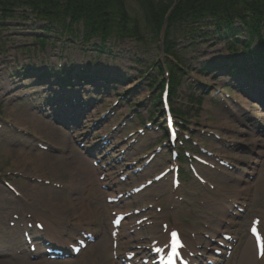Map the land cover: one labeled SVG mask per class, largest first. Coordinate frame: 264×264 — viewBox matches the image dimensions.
<instances>
[{
  "label": "rangeland",
  "instance_id": "1",
  "mask_svg": "<svg viewBox=\"0 0 264 264\" xmlns=\"http://www.w3.org/2000/svg\"><path fill=\"white\" fill-rule=\"evenodd\" d=\"M125 3L132 16L142 18L138 1L125 0ZM4 24L0 27V264H31L46 260L29 258L23 253L27 248L21 232L26 222L34 218L33 214L43 216L58 229V239H48L54 245L64 247V243L72 241L80 231L85 230L96 237L70 262L65 261L67 258L53 259L54 264H118L117 259H113L111 240L105 232V225L109 228L111 211L115 206L107 203L105 197L123 192L169 165L168 159L158 156L147 163L140 176L123 181L119 179L132 169L126 164L136 160L140 164L147 159L144 155L151 153L153 140L159 139L161 134L160 129L143 126L146 119H151L149 114L154 109L148 97L146 81L137 83L139 73L155 60L168 66L172 62L159 52L155 36L147 38L141 45L132 36L122 38L113 33L105 44L109 49L107 54L93 51L92 46L81 41L79 35L63 41L57 32H52L49 41L41 47L33 37L45 35L44 30L33 27L30 21L13 20ZM92 41L97 42L95 39ZM207 41H199L190 47L188 42H178L176 54L183 57L188 74L177 78V101L172 104L189 120L184 124L186 133L192 135V147L197 151L199 147H205L211 152V155H202L209 159L210 166L197 165L206 183L196 180L187 163H184L180 167L183 173L177 188L171 187L170 175H165L160 182L122 204L117 203L116 206L123 208L139 209L137 215L129 217L120 227L116 249L119 256L135 249V246L148 243L154 237L153 232L161 230V224L167 222L170 227L184 231L185 238L191 239L195 248H209L210 238L219 239L217 232L233 234L237 240L225 264H240L242 256L247 255L254 264H264V255L256 256L253 240L247 231L250 220L257 218L264 235V131L257 127L264 128V109L251 97L240 98L239 95L244 93L237 90L230 91L231 98L200 95L201 89L207 85L216 84L218 87L217 84L228 80L221 77V73H198L201 64L214 58L222 60L225 54L222 42ZM61 43H64L61 52L64 65L67 62L73 67L86 65L117 79L110 84L97 80V86L85 87L83 96L93 100V103L76 125L68 127L74 131L56 123L51 116H41L42 113L33 104L41 100L43 93L35 95V99L20 95L21 91L31 90V87L24 89L20 86L35 80L34 75H31L32 80L22 81L20 76L13 74L18 70L54 69ZM56 79L48 77L45 85L49 90L63 89ZM127 79L130 82L125 84ZM71 82L77 86L75 80ZM41 86L39 88L43 89L44 86ZM89 88L99 92H90ZM113 90L117 93L125 91L124 101L127 103L112 108ZM132 103H137V107H132ZM105 115L107 117L102 120ZM161 120L157 115L152 125L161 123ZM139 127L143 129L140 134L137 133ZM105 140L108 145L104 150L114 159H123L109 171L103 184L98 174L92 172L90 181L95 186L90 182L84 185L78 179L75 163L81 161L85 167L91 168L84 148ZM80 141L84 147L79 146ZM186 149L191 150V147L186 146ZM220 159L225 160L228 166L219 163ZM3 181L15 190H10ZM25 188L31 193L24 197L21 192ZM35 191L49 199L54 208L34 202ZM237 208L243 209V212ZM139 216L147 219L136 224ZM43 233L37 231L33 235ZM123 234L126 236L123 237ZM14 242L17 245L11 248ZM38 242L39 254L44 252L45 246ZM99 247L105 249V255L96 251Z\"/></svg>",
  "mask_w": 264,
  "mask_h": 264
},
{
  "label": "trees",
  "instance_id": "2",
  "mask_svg": "<svg viewBox=\"0 0 264 264\" xmlns=\"http://www.w3.org/2000/svg\"><path fill=\"white\" fill-rule=\"evenodd\" d=\"M142 12V18L132 16L125 0H0V27L4 22L26 20L35 27L40 24L45 34L57 32L62 38L75 37L76 33L87 44L98 46L94 48L104 52L107 39L113 34L120 37L132 36L141 45L147 38L156 37L159 48V33L168 10L167 22L163 36V53L172 56L177 65L178 42H194L217 40L228 44L233 52L232 64L225 68L230 75L236 76L234 65L238 59H246L248 54L260 53L255 56L256 63L263 62L264 57V0H136ZM173 4V5H172ZM80 27V30L79 28ZM246 35V41L239 36ZM97 37L99 44L91 42ZM43 45L48 39L45 35L34 38ZM256 40L258 47L250 49ZM243 43L242 56L237 59L235 52L237 44ZM259 58H262L259 59ZM216 63V61H213ZM157 64V76L151 73L149 77L140 75L148 84L159 86L163 66ZM208 66L204 64L202 71ZM171 69V68H170ZM173 80L171 94H173ZM156 113L161 110L159 95L153 96V107ZM154 115V114H153Z\"/></svg>",
  "mask_w": 264,
  "mask_h": 264
},
{
  "label": "bare ground",
  "instance_id": "3",
  "mask_svg": "<svg viewBox=\"0 0 264 264\" xmlns=\"http://www.w3.org/2000/svg\"><path fill=\"white\" fill-rule=\"evenodd\" d=\"M28 115L32 116V118H34L33 114H29ZM253 124V123H251ZM52 131H54L53 129H51ZM78 160L80 161V158H78ZM75 169L78 173V179L80 180L81 183H83L84 185L88 184V182H90V184H92L93 186H95L94 182L90 181V178L92 176V172H94V170L92 168H88L85 167V164L82 163L81 161L79 163H75ZM22 191V190H21ZM23 194V196L25 197L26 194L27 196L29 195V193H31V190H28L27 188H25L24 192H21ZM142 194H140L139 196H141ZM146 195V194H145ZM33 199L34 202L39 203V204H43L46 206H50L53 207L51 201L49 199L43 198L41 197L40 193L38 191L33 192ZM31 201V199L29 200ZM39 218H41L42 222H43V226H44V231H45V237L46 238H53V239H58V229L55 228V226L52 224H50L43 216L39 215ZM107 226L105 225V232L106 234H108L107 232ZM100 230H102L100 228ZM123 237H125L126 235H122ZM96 251H98L99 253H102L103 255H105V249H101V247H99L98 249H96ZM66 262H70L71 259L65 260ZM31 264H54V261H48V260H44V261H40V262H30ZM4 264H10V263H4ZM240 264H254V262L252 261L250 255L247 256H242Z\"/></svg>",
  "mask_w": 264,
  "mask_h": 264
},
{
  "label": "snow or ice",
  "instance_id": "4",
  "mask_svg": "<svg viewBox=\"0 0 264 264\" xmlns=\"http://www.w3.org/2000/svg\"><path fill=\"white\" fill-rule=\"evenodd\" d=\"M117 222H118V221H117ZM253 232H254L255 235H257V241H258V245H259L260 248H261V254L264 255V240H262V239L260 238L259 234L255 232V229L253 230ZM171 235H172V237H173L174 239L177 240V243H178L179 241H178L177 233L173 231V232L171 233Z\"/></svg>",
  "mask_w": 264,
  "mask_h": 264
},
{
  "label": "water",
  "instance_id": "5",
  "mask_svg": "<svg viewBox=\"0 0 264 264\" xmlns=\"http://www.w3.org/2000/svg\"><path fill=\"white\" fill-rule=\"evenodd\" d=\"M162 34H163V29H162V31H161L160 37H162Z\"/></svg>",
  "mask_w": 264,
  "mask_h": 264
}]
</instances>
